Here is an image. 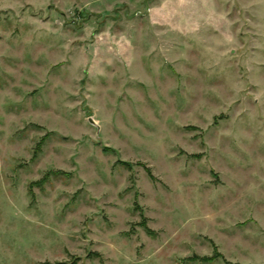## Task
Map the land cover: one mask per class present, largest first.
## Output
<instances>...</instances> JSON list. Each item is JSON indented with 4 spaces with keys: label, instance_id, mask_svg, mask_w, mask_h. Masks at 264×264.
Masks as SVG:
<instances>
[{
    "label": "rangeland",
    "instance_id": "rangeland-1",
    "mask_svg": "<svg viewBox=\"0 0 264 264\" xmlns=\"http://www.w3.org/2000/svg\"><path fill=\"white\" fill-rule=\"evenodd\" d=\"M0 264H264V0H0Z\"/></svg>",
    "mask_w": 264,
    "mask_h": 264
}]
</instances>
